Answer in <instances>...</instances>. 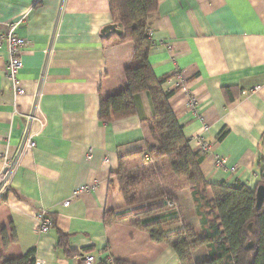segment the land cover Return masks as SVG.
I'll return each instance as SVG.
<instances>
[{"label":"crops","instance_id":"0c3cea01","mask_svg":"<svg viewBox=\"0 0 264 264\" xmlns=\"http://www.w3.org/2000/svg\"><path fill=\"white\" fill-rule=\"evenodd\" d=\"M157 4L148 29L158 44L150 46L102 40V29L112 24L108 0H0V35L7 24L25 19L15 32L27 42L17 75L22 96L15 95L7 77V48L0 44V178L2 158L15 156L26 128L21 114L34 108L44 121L36 146L23 155L1 193L0 232L5 229L9 239L11 230L16 235L6 248L0 236L2 260L34 249L35 264H85V256H93V264L109 259L180 264L169 244L153 242L134 221L153 204L165 205L154 192L159 184L175 198L183 225L200 233L191 191L156 177L141 190L140 202L127 207L114 177L122 159L130 174L152 168L146 148L155 143L143 120L153 116L156 98L140 93L133 99L136 114L108 123L98 118L100 99L122 92L124 71L144 60L155 78L166 79L159 87L163 93L171 89L169 79L181 75L184 85L171 89L168 103L191 150L197 152L196 137L210 144L208 153L199 154L206 182L241 183L249 190L264 182V0ZM190 99L202 120L190 111ZM215 156L224 159V167L215 164ZM80 188L85 191L73 197ZM38 211L54 221L46 233L38 231ZM169 213L162 209L139 224ZM162 231L174 239L182 224ZM59 233L72 254L58 246Z\"/></svg>","mask_w":264,"mask_h":264},{"label":"trees","instance_id":"16d2710c","mask_svg":"<svg viewBox=\"0 0 264 264\" xmlns=\"http://www.w3.org/2000/svg\"><path fill=\"white\" fill-rule=\"evenodd\" d=\"M112 24L121 31L120 35L111 33L102 40L114 37L119 42H134L138 45L149 44L146 31L150 19L155 15L157 0H108ZM125 88L122 92L100 99L99 120L104 123L126 118L136 114L133 99L140 93L147 92L154 96L153 116L144 119L154 145H148L146 154L154 163L145 173L130 174L126 169V160H120L118 170L114 174L124 203L131 207L140 202L141 190L150 183L152 175H158L163 183H171L174 188H188L193 197L196 217L200 225V233L183 225L181 214L177 209L175 198L158 184L157 192L163 196L165 205L149 207L135 215L134 225L145 231L153 242H166L176 254L180 264H264V201L259 209L255 206V191L249 190L241 183L232 185H213L204 179L199 164L201 156L189 147V141L182 133V126L177 122L168 100L170 93L160 91V85L166 80L154 77L146 60L135 68L124 71ZM155 94V95H154ZM162 164V166H161ZM155 169V170H154ZM168 203H172V208ZM168 208L170 213L159 221L143 225L141 217L160 215L162 209ZM49 218V217H48ZM50 219V218H49ZM50 228L54 221L51 220ZM174 222L182 224V232L174 239H167L163 227ZM251 226V230H250ZM2 247L6 248L16 241L11 230V238L6 230L0 232ZM249 243L251 247L248 248ZM58 246L66 250L67 237L58 234ZM204 247L207 257L199 261L193 260V253ZM1 248V247H0ZM0 264H35V250L30 249L16 259L2 260ZM111 264H129L123 261H112Z\"/></svg>","mask_w":264,"mask_h":264},{"label":"built area","instance_id":"2783aa9c","mask_svg":"<svg viewBox=\"0 0 264 264\" xmlns=\"http://www.w3.org/2000/svg\"><path fill=\"white\" fill-rule=\"evenodd\" d=\"M26 23L25 19H21L20 21L7 24V31L0 35V44L5 43L8 53V62L6 65V74L10 82L12 83L13 90L16 96L25 95V90L19 86L17 75L19 71L22 69V61L21 56L26 47V40L19 37L16 34V29L19 26H22ZM146 36L150 46H156L158 42L155 40L153 36V32L150 29H147ZM171 89H177L184 85V81L180 74H175L173 77L169 79ZM171 89L167 90V93L171 92ZM195 101L190 99L188 101V107L192 114L197 117L199 120H202L200 115L197 113ZM17 113V111H16ZM18 114V113H17ZM21 116L26 120V128L24 129L21 142L19 148L12 159H7L6 157L2 158L4 172L1 174L0 178V199L4 191L7 190V186L9 181L11 180L16 168L18 167L21 158L23 155L29 151H32L36 146L35 138L40 134L42 129L44 128V121L41 117H39L36 113V109L32 108V111L28 114H21ZM32 125H36L37 129L33 130ZM204 131L206 130V126L204 125L202 128ZM195 146L197 152L199 154H206L210 151V144L206 142L201 136L196 137L194 139ZM146 160L149 159L148 156L145 157ZM214 162L218 167H224L225 161L220 156L214 157ZM233 168H231V171ZM85 188H80L73 192V197L78 196L80 193L84 192ZM2 193V194H1ZM69 201H65L62 203V206L68 205ZM169 206L176 210V207L172 203H168ZM177 211V210H176ZM34 218L38 224V231L40 233L48 232L51 221L47 216V213L44 211H38L35 213ZM85 264H93L94 257L93 256H85ZM108 264H111L112 261L109 259Z\"/></svg>","mask_w":264,"mask_h":264},{"label":"water","instance_id":"95a60500","mask_svg":"<svg viewBox=\"0 0 264 264\" xmlns=\"http://www.w3.org/2000/svg\"><path fill=\"white\" fill-rule=\"evenodd\" d=\"M111 33H115L117 35L121 34V31L116 29V27L114 25H108L106 27H104L101 31V34L108 36ZM264 201V187L263 186H258L256 188L255 191V206L257 209H259L261 207V205L263 204ZM250 230H251V226H250ZM251 247V243H249L248 248Z\"/></svg>","mask_w":264,"mask_h":264},{"label":"rangeland","instance_id":"374dc122","mask_svg":"<svg viewBox=\"0 0 264 264\" xmlns=\"http://www.w3.org/2000/svg\"><path fill=\"white\" fill-rule=\"evenodd\" d=\"M153 145V144H152ZM161 166H162V164H161ZM151 171H152V169H151ZM149 172H147V173H145L146 175H149L148 174ZM156 177H158V175H152V177H151V183H152V185L155 183V181L157 180L156 179ZM159 180V179H158ZM159 183V182H158ZM147 186H150V183L148 184V185H146L145 187H147ZM158 186H155V189L157 188ZM154 191H156L157 192V190H154ZM149 206H151V205H148L147 207H149ZM153 206H155V207H158L159 206V204H158V202L154 205L153 204ZM137 208V207H136ZM139 209H140V207H138ZM196 233H197V231H196ZM205 253V249H204V247H200L198 250H196L195 251V254H194V258H195V261H199V260H201L202 259V255Z\"/></svg>","mask_w":264,"mask_h":264}]
</instances>
